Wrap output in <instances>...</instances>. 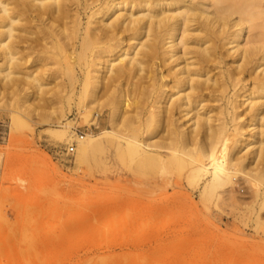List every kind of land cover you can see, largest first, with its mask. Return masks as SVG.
<instances>
[{
	"label": "rangeland",
	"instance_id": "1",
	"mask_svg": "<svg viewBox=\"0 0 264 264\" xmlns=\"http://www.w3.org/2000/svg\"><path fill=\"white\" fill-rule=\"evenodd\" d=\"M72 1L85 22L91 0ZM18 43L17 76L25 81L0 86V264H264V206L250 182L233 173L231 183L203 192L214 166L227 161L229 151L216 160L206 155L208 172L196 177L188 156L181 157L177 167L169 158L162 165L152 153L143 168L133 164L127 169L129 179L102 180L97 172L106 164L105 155L95 151L83 162L77 158L80 135L107 138L112 126L107 99L114 90L131 89L142 75V86L147 84V72L138 71L143 72L139 77L121 75L109 89L102 87L96 95L99 116L92 124L83 118L93 99H80L86 73L81 64L84 58L95 60V49L84 57L78 40L64 46L63 35L54 33L23 37ZM223 51L226 62L221 65L226 68L232 54ZM118 52L103 53L101 61L116 58ZM72 60L80 79L74 84L64 82L67 61ZM101 72L105 74V68ZM27 75L40 81V88L37 80L28 84ZM239 89L230 86L225 98L207 103L214 123L222 118L232 123L225 105H231L237 91L243 93ZM135 100L138 105L128 108L136 105L142 115L153 101L151 96ZM237 112V121H247V101ZM65 121L71 122L75 134L70 141L60 140L51 129ZM249 134L244 131L237 146L244 162L253 166V150L245 146ZM210 140L204 137L207 154L214 149L208 148ZM72 143L75 149L68 152ZM259 186L262 192L264 182ZM258 212L262 224L256 221Z\"/></svg>",
	"mask_w": 264,
	"mask_h": 264
},
{
	"label": "bare ground",
	"instance_id": "2",
	"mask_svg": "<svg viewBox=\"0 0 264 264\" xmlns=\"http://www.w3.org/2000/svg\"><path fill=\"white\" fill-rule=\"evenodd\" d=\"M90 4L83 22L79 6H73L72 0H0V86L25 81L17 76L21 38L54 33L63 35L64 46L78 40L81 55L95 49L96 57L93 61L84 58L81 64L86 73L80 99H93L89 109H84L85 121L97 122L101 103L96 95L102 87L113 84L118 76L139 77L143 72L138 71L147 72L146 85L142 86V75L139 82L131 83V89L118 88L107 99L112 123L107 138L80 135L77 140L80 161L95 151L106 156L107 166L102 164L97 172L101 180L104 176L129 179L127 169L133 164L143 168L152 153L162 165L169 158L177 167L188 156L196 177L208 172L203 162L206 155L216 160L229 151L227 161L220 160L214 166L216 170L203 192L211 193L231 183L233 173L242 174L264 206V188L260 192L259 186L264 182V0H104L95 7ZM128 48H133L132 56ZM115 49L120 51L116 58L101 61L103 53ZM223 49L232 54L226 68L221 65L226 62ZM181 57L184 65L175 68ZM75 63L67 61L64 82L80 80ZM217 67L220 70L215 72ZM104 68L105 74L101 72ZM108 71L110 75H106ZM28 78L26 82L37 80ZM230 86L243 90L236 92L229 107L225 105L232 123L225 118L214 123L207 103L225 98ZM147 96L153 101L146 113L137 112L136 105L134 112L129 110L137 104L135 99ZM245 101L250 113L247 121L240 122L236 120L240 115L237 108ZM217 112L224 114L223 109ZM70 124L65 121L51 129L60 140L70 141L75 138ZM244 131L250 133L245 146L251 145L253 166L239 154L237 145ZM199 135L211 138L208 148L214 149L209 154L204 137L199 139ZM256 221L261 222L259 212Z\"/></svg>",
	"mask_w": 264,
	"mask_h": 264
},
{
	"label": "built area",
	"instance_id": "3",
	"mask_svg": "<svg viewBox=\"0 0 264 264\" xmlns=\"http://www.w3.org/2000/svg\"><path fill=\"white\" fill-rule=\"evenodd\" d=\"M74 149H75V147H74L73 143L70 144V145L67 147L68 152H73Z\"/></svg>",
	"mask_w": 264,
	"mask_h": 264
}]
</instances>
